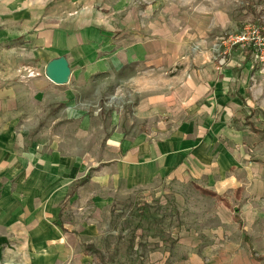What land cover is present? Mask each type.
Instances as JSON below:
<instances>
[{"label": "crops", "instance_id": "obj_1", "mask_svg": "<svg viewBox=\"0 0 264 264\" xmlns=\"http://www.w3.org/2000/svg\"><path fill=\"white\" fill-rule=\"evenodd\" d=\"M71 1L91 8L77 15L76 7L62 8L69 11L67 17L32 18L26 25L23 13L0 10V167L3 161H13L17 156L12 149V131L22 117L23 93H32L48 103H70L79 96L99 99L113 90L125 93L132 104L103 113L109 125L104 146L112 179L134 187L158 180L193 178L218 194L219 188L224 191L227 187L232 193H242L235 200L253 201L241 210L247 223L252 224L257 213L255 200L264 196V157L259 156L255 148L259 143H254L258 140L244 121L256 65L250 51L237 48L229 62L218 68L209 47L201 51L192 48L193 41L206 34L195 29L191 21L185 27L171 25L153 10L138 15L133 7L117 15L114 3L111 12L116 16H108L102 10L112 7L108 0ZM96 5L99 9L92 8ZM13 35H26L41 47L33 46L35 55L24 61L16 44L7 42ZM60 55H65L71 66L65 83L53 81L45 71L25 78L18 71L23 65H37L40 56L46 65ZM45 93L52 99L48 100L50 95ZM21 167L0 170L17 183ZM15 187L8 191L14 196L10 201L0 199V260L15 257L22 243H27L22 247L25 255L15 257L19 262L21 257L27 264H64L70 252L61 235L56 236L58 246L42 242L40 247L37 239L24 234L34 221L22 219V185ZM28 187V192L38 193ZM70 193L64 196L63 204ZM25 207L42 209L38 204ZM227 223L229 218L218 230L227 239L219 241L220 235L212 234L218 241L206 247L194 232L183 233L180 240L188 244L190 256L181 264H258L241 241L230 238L231 231L224 228ZM36 225L46 235V224L39 221ZM12 242L18 245L16 251L10 247ZM161 256L162 252L153 253L148 264H166Z\"/></svg>", "mask_w": 264, "mask_h": 264}, {"label": "rangeland", "instance_id": "obj_2", "mask_svg": "<svg viewBox=\"0 0 264 264\" xmlns=\"http://www.w3.org/2000/svg\"><path fill=\"white\" fill-rule=\"evenodd\" d=\"M108 1L112 7L102 9L108 16L122 15L133 7L138 15L147 9L153 10L171 25L185 27L191 21L195 29L206 34L198 38H206L208 47L218 35L240 30L247 23L264 25V0ZM113 3L117 5L114 15L111 12ZM74 7L77 8L74 15H77L90 5L71 0H0V10L14 13L15 9L16 13L27 16L23 25L32 18L67 17L69 11L62 8L73 10ZM92 8L99 9L98 5ZM14 36L7 42L16 44V51L24 61L35 55L33 46L41 47L26 35ZM37 59L40 61L37 65H23L18 69L21 77L36 76L43 71L46 74L47 64L42 56ZM255 61L253 88L249 94L251 104L244 121L258 140L254 143H259L255 146L259 156L264 157V62ZM112 93L115 92L111 90L105 95ZM47 96L48 100L52 99L50 93ZM104 96L99 99L79 96L70 103H48L35 98L32 93H23L22 117L12 131V149L17 156H13V161H3L0 167L10 171L15 165L18 170L21 164V177L15 183L8 172L6 176L0 170V199L4 197L2 199L10 201L14 196L8 191L16 188V184L22 185V219L33 218L34 221L31 230L26 229L24 234L29 239H37L40 247L44 243L58 246L56 236L61 235L70 252L64 264H148L152 261V254L158 251L162 252L160 260L164 259L166 264H181L190 256L188 244L180 240L183 233L194 232L204 247L218 241L212 234L220 235L219 241H225L226 236L219 234L218 230L220 224L229 218L231 225L227 223L224 228L231 231L230 238L241 241L252 259L264 264V196L255 200L257 213L253 223L248 224L241 210L248 208L253 201L235 200L238 191L232 193L227 187L224 191L219 188L218 197L205 193L201 189L205 184L193 178L158 180L134 187L124 180L111 178L112 168L104 146L109 125L103 113L123 109L113 106L95 112L82 107V102L95 103ZM120 107L125 109L126 103ZM21 180L23 184L19 183ZM28 186L34 187L38 193L28 192ZM69 190L71 197L63 204ZM241 195H237L238 198ZM27 204L33 208L38 204L42 209L28 210ZM236 214L244 218L239 217L241 224ZM39 221L48 227L46 235L37 229ZM39 228L45 230L43 225ZM25 244L22 243L21 249L16 251L17 243H10L11 249L16 251L15 257L24 254L25 248L22 247ZM15 257L0 260V264H27L25 258L20 257L19 262Z\"/></svg>", "mask_w": 264, "mask_h": 264}, {"label": "built area", "instance_id": "obj_3", "mask_svg": "<svg viewBox=\"0 0 264 264\" xmlns=\"http://www.w3.org/2000/svg\"><path fill=\"white\" fill-rule=\"evenodd\" d=\"M206 41L207 39L204 37L198 38L192 44V48L201 51L207 46ZM237 48L248 49L255 60L264 62V25L255 22L247 23L240 30L218 35L214 43L209 46L211 58L216 62L218 68L224 67L229 62ZM124 103L128 106V104H132V100L127 99L125 93L115 92L105 95L101 101L95 103L82 102V107L100 112L104 107L115 106L124 109L120 107Z\"/></svg>", "mask_w": 264, "mask_h": 264}, {"label": "water", "instance_id": "obj_4", "mask_svg": "<svg viewBox=\"0 0 264 264\" xmlns=\"http://www.w3.org/2000/svg\"><path fill=\"white\" fill-rule=\"evenodd\" d=\"M46 74L57 83H65L69 80L71 66L65 55L52 58L46 65Z\"/></svg>", "mask_w": 264, "mask_h": 264}, {"label": "trees", "instance_id": "obj_5", "mask_svg": "<svg viewBox=\"0 0 264 264\" xmlns=\"http://www.w3.org/2000/svg\"><path fill=\"white\" fill-rule=\"evenodd\" d=\"M201 189L205 192V193H208V194H212V195H217L218 197H220V195L213 189H209V188H206V187H202L201 186ZM236 219L239 220V223L241 224V220L239 218V216L236 214Z\"/></svg>", "mask_w": 264, "mask_h": 264}]
</instances>
